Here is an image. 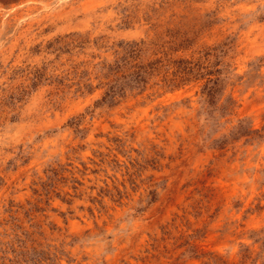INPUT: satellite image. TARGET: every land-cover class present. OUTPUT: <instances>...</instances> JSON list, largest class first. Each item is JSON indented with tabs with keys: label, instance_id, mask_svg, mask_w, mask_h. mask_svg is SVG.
<instances>
[{
	"label": "rangeland",
	"instance_id": "rangeland-1",
	"mask_svg": "<svg viewBox=\"0 0 264 264\" xmlns=\"http://www.w3.org/2000/svg\"><path fill=\"white\" fill-rule=\"evenodd\" d=\"M0 264H264V0H0Z\"/></svg>",
	"mask_w": 264,
	"mask_h": 264
},
{
	"label": "bare ground",
	"instance_id": "bare-ground-1",
	"mask_svg": "<svg viewBox=\"0 0 264 264\" xmlns=\"http://www.w3.org/2000/svg\"><path fill=\"white\" fill-rule=\"evenodd\" d=\"M65 1V0H64ZM59 3V2H58ZM49 9H51V5L50 4H48V5H43V7H42V10H49Z\"/></svg>",
	"mask_w": 264,
	"mask_h": 264
}]
</instances>
